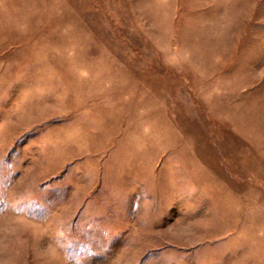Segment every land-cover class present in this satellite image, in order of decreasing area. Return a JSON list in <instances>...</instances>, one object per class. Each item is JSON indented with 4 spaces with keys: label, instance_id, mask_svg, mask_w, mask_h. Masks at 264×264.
I'll use <instances>...</instances> for the list:
<instances>
[{
    "label": "rangeland",
    "instance_id": "rangeland-1",
    "mask_svg": "<svg viewBox=\"0 0 264 264\" xmlns=\"http://www.w3.org/2000/svg\"><path fill=\"white\" fill-rule=\"evenodd\" d=\"M263 235L264 0H0V264H264Z\"/></svg>",
    "mask_w": 264,
    "mask_h": 264
},
{
    "label": "crops",
    "instance_id": "crops-1",
    "mask_svg": "<svg viewBox=\"0 0 264 264\" xmlns=\"http://www.w3.org/2000/svg\"><path fill=\"white\" fill-rule=\"evenodd\" d=\"M238 201H239V200H238ZM249 222H250V221H249ZM253 224H254V223H251V222H250V223L248 224V226L242 228V230H243V229H247V230H246L247 233H249V234L254 233L256 230L254 231V230H251V229H250V226H252ZM237 225H238V223H237ZM257 226H261V225H260V224H257ZM248 227H249V228H248ZM244 231H245V230H244ZM244 231H243L242 233H244ZM247 233H246V234H247ZM263 238H264V235H263ZM263 241H264V240H263Z\"/></svg>",
    "mask_w": 264,
    "mask_h": 264
}]
</instances>
